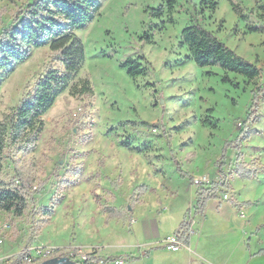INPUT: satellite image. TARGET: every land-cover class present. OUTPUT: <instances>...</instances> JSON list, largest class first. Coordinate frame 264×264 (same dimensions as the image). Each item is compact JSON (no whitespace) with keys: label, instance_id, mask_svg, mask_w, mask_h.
I'll return each mask as SVG.
<instances>
[{"label":"rangeland","instance_id":"rangeland-1","mask_svg":"<svg viewBox=\"0 0 264 264\" xmlns=\"http://www.w3.org/2000/svg\"><path fill=\"white\" fill-rule=\"evenodd\" d=\"M202 1L178 0L170 18L157 19L149 9H156L162 0H98L91 23L74 33L85 52L78 78L90 81L92 96L60 95L41 118L43 132L35 150L4 161L1 177L10 180L18 172L32 197L20 218L0 212V229L5 228L0 264H29L27 260L33 262L41 249L60 256L79 251L104 263L131 233L135 219L157 216L174 199L171 217L177 220L181 208L189 204L185 218L191 219L199 187L217 182L212 201L216 210L222 208L207 212L203 251L211 257L230 254L235 264H243L246 225L230 221L226 206L232 203L239 205L232 206L237 219L249 221V241L264 247V170L250 180L235 172L239 155L250 167L264 164V98L241 148L220 158L224 143L241 129L251 91L264 81V33L246 32L248 26L264 27V15L256 7L264 0H213L214 8L201 14ZM229 2L248 16L246 22L237 18ZM20 4L0 0V31ZM195 11L204 28L257 66L258 81L229 74L232 84L223 83L224 73L218 67L199 68L189 61L180 31ZM139 55L152 70L144 77L129 78L118 65ZM48 57V48L32 51L0 83V120L30 92ZM123 143L137 150L123 148ZM195 179L205 182L195 185ZM243 203L249 205L240 206ZM50 206L53 215L42 217L40 209ZM102 206L122 216L108 220ZM175 222L168 218L164 229L171 230ZM257 243L250 245L251 252ZM135 256L126 252L111 260L125 264ZM253 261L264 264V256Z\"/></svg>","mask_w":264,"mask_h":264},{"label":"trees","instance_id":"trees-1","mask_svg":"<svg viewBox=\"0 0 264 264\" xmlns=\"http://www.w3.org/2000/svg\"><path fill=\"white\" fill-rule=\"evenodd\" d=\"M20 6L11 16L10 23L0 31V83L10 76L17 65L27 61L32 51L48 48V61L43 66V72L35 81L29 93L25 94L18 104L0 120V212L20 218L26 212L32 195L27 181H22L18 172L10 180L1 177L4 161H13L14 154H29L36 148V143L43 132L42 117L52 108L56 99L67 92L75 99H83L93 94L91 83L86 78H78L85 59L84 47L74 33L85 29L99 9L98 0H18ZM178 0H162L156 9H149L153 18L166 15L170 18ZM233 13L241 22H246L245 15L238 6L229 2ZM201 11L213 9V0L200 3ZM259 12L264 15V2H256ZM249 11L247 14H252ZM171 23V20L168 21ZM248 34L264 33V27L248 26ZM145 38V37H144ZM180 43L186 49L188 59L196 67H218L224 75L221 81L232 84L229 74L238 76L248 82L259 80L261 72L251 63L221 42L211 31L201 24L195 13L191 14L188 25L180 31ZM118 68L129 78L144 77L152 70L144 56L128 57L122 60ZM234 86H238L235 84ZM252 102L241 124V129L235 138L225 142L221 150V159L228 150L238 151L243 141L248 138V129L256 123L258 102L264 98V81L251 91ZM209 125V123H205ZM123 148L137 150L123 143ZM174 166L180 171L177 161ZM236 174L242 180L256 178L264 170V164L256 167L248 166L241 155L236 159ZM181 172V171H180ZM186 176V173L181 172ZM220 182L212 187H199L196 211L202 213L208 201L213 200V194ZM233 207L239 205L232 203ZM243 203L240 206H248ZM239 209V208H238ZM107 219L120 218L122 213L114 208L100 207ZM54 206L40 209L42 217H50ZM189 223L182 222L175 233L183 246L188 240ZM90 264L102 263L100 259L88 256Z\"/></svg>","mask_w":264,"mask_h":264},{"label":"crops","instance_id":"crops-1","mask_svg":"<svg viewBox=\"0 0 264 264\" xmlns=\"http://www.w3.org/2000/svg\"><path fill=\"white\" fill-rule=\"evenodd\" d=\"M175 200L176 199H174L171 203L166 204L163 207V211L157 216L146 219H135L131 225V233L123 238L124 241H121L123 243L116 244V246L120 248L113 252L114 257L106 258L104 263L102 262L97 264H114V261L111 259L118 258L126 252H132L136 255V258H132L125 264H235L234 260L231 259L230 254H227V256L220 255L218 257H211L202 249V228L208 217L207 212L210 208L212 213H218L222 206L216 210L213 201L210 200L207 202L205 210L202 213L197 212L195 209L196 215L193 216L191 214V219H189L185 218V214L187 213L190 205L185 204L181 208L180 213L177 214V220H174V218L171 217V207L175 204ZM232 206V204L230 206H226L229 210L230 221L240 222L246 225V233L242 239V247L244 252H246L243 264H253V259L255 257L264 256V247H259L257 241H249L250 237L247 234L249 221L237 219V215L234 214V208ZM239 216L244 218L243 214ZM168 218L173 219L174 222L176 221L174 224L175 226H173L171 230L164 229ZM185 221L189 223L188 240L185 246L177 252L165 250L162 245L163 239L169 235H173L178 226ZM252 243H257L258 246L257 250H254L253 252L250 250V245ZM138 246H142L143 248L139 251ZM142 252H144L143 256H141ZM109 259L111 261H109Z\"/></svg>","mask_w":264,"mask_h":264},{"label":"built area","instance_id":"built-area-1","mask_svg":"<svg viewBox=\"0 0 264 264\" xmlns=\"http://www.w3.org/2000/svg\"><path fill=\"white\" fill-rule=\"evenodd\" d=\"M203 182H205V181L202 179H195L194 180L195 185H201V184H203ZM225 199H227V196H225ZM4 229H0V247L2 246V243H3V237H2L3 233L1 230H4ZM162 245L167 251H170V252H177L182 247H184L175 235H169V236L165 237L162 241ZM58 257H67L68 259L75 262L76 264H90L91 263L88 260V256L79 252V251L75 252V253L68 252V253H66L65 256H60L58 254V252L53 251L52 249L37 250L36 251V257H35L34 261L32 262L31 259L29 258L27 260V262L29 264H40V263H42L48 259L58 258ZM36 260H39V261H36ZM119 264H121V263L119 262Z\"/></svg>","mask_w":264,"mask_h":264},{"label":"water","instance_id":"water-1","mask_svg":"<svg viewBox=\"0 0 264 264\" xmlns=\"http://www.w3.org/2000/svg\"><path fill=\"white\" fill-rule=\"evenodd\" d=\"M40 264H76V263L71 261L67 257H58V258L48 259Z\"/></svg>","mask_w":264,"mask_h":264}]
</instances>
